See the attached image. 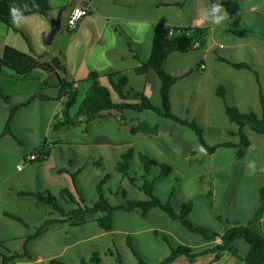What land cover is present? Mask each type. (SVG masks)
Returning a JSON list of instances; mask_svg holds the SVG:
<instances>
[{
  "label": "crops",
  "instance_id": "0c3cea01",
  "mask_svg": "<svg viewBox=\"0 0 264 264\" xmlns=\"http://www.w3.org/2000/svg\"><path fill=\"white\" fill-rule=\"evenodd\" d=\"M87 1L94 3V11L83 20L76 32L69 33L66 26L71 10ZM216 2L51 0L53 8L62 11L63 24L53 45L48 47L43 43L44 33L51 28V19L31 16L23 24L26 29H32L36 36L35 44L27 34L28 30L24 32L14 25L26 34L29 43L21 33L0 23V56L8 46L38 55L64 51L69 70L77 83L87 80L94 73L119 72L128 77L132 88L144 93L160 108L163 103L160 77L153 69L145 74L137 72L143 62L153 56L156 27L204 29L207 31V44L199 50L206 54L195 57L199 61L195 68L193 65L182 73H176L171 63H180V54L189 57V54L199 50L172 53L165 63V70L172 76L190 73L188 78L172 88V108L179 117L186 114L192 117V121L198 122L204 139L207 138L206 131L209 132L213 138L210 142L205 139L208 145L225 141L239 143L238 137L229 134L239 128L229 120L227 106L236 107L244 114L255 112L260 117L263 115L264 0H219L228 14L227 18L218 26L208 22L197 24L201 10ZM17 34L22 40L17 38ZM209 53H216L217 57L213 61L211 59V63L208 61ZM231 63H246L252 71L237 69ZM202 65L205 69H201ZM47 77L45 71L36 70L27 78H21L0 61V243L8 242L9 248L21 250L26 244L22 239L34 236L50 220L49 215L59 217L55 210L39 205L35 198L20 196L21 192L60 196L65 190L74 191L77 188L92 206L99 200L98 184L110 175L109 186L114 192L112 198L116 204L123 202L122 190L132 200H145L146 195L139 188L142 182L135 185L117 170L122 157L131 148L137 150L132 169L135 166L140 170L134 172L139 175V180L143 174L142 161L138 156L140 152L148 153L157 164L173 168L170 176L156 181L155 193L164 202L172 200L178 212L184 204L193 203L189 219L196 215L207 219V222H193L197 225L213 223L219 227L212 228L222 234L226 228L249 224L262 208L260 191L264 187V135L250 127H245L244 133L252 150L243 159L233 148H219L211 155L199 149L197 155H193L199 147L197 135L169 121H161L157 135H134L132 129L140 122H158V118L133 111H109L92 120L84 118L71 127L87 134L91 138L88 143H70L60 138L54 142L57 147L52 148L48 142L40 144L33 139L48 137L49 127L53 129L55 120L62 115L59 111L64 101L42 102L37 99L15 114L11 123L12 135L6 134L10 112L36 94L17 93L16 86L30 80L41 89ZM100 82L106 85L108 79L102 77ZM221 87L225 92L224 99L217 94ZM4 97H10L11 102ZM16 122L20 125L16 126ZM85 125L91 130H84ZM95 125L103 127V131L93 135L92 127ZM67 128L53 131L56 137H60L62 130ZM14 139L23 147L26 141H30L31 148L22 149ZM42 148H46L49 154L46 160L19 170L27 157ZM10 157V162L4 161ZM9 215L21 217L29 226ZM99 216L87 215L74 225L69 222L51 225L27 243L33 260L16 264H51L55 260L81 264L82 259H89L94 251L102 255V264H118L111 252L120 254L125 264H139L137 255L147 264H160L172 255V248L178 246L191 248L194 254L209 252L193 261L183 255L169 264H246L230 253L217 260V254L211 251L220 244V238L215 242L207 241L181 223L172 221L159 208L147 215L141 209L116 212L112 233L100 228L96 222ZM259 225L264 233V211ZM130 239L136 253L129 245ZM238 245L240 257H245L249 247L241 241ZM0 264H3L1 259Z\"/></svg>",
  "mask_w": 264,
  "mask_h": 264
},
{
  "label": "trees",
  "instance_id": "16d2710c",
  "mask_svg": "<svg viewBox=\"0 0 264 264\" xmlns=\"http://www.w3.org/2000/svg\"><path fill=\"white\" fill-rule=\"evenodd\" d=\"M24 3H27L30 8L33 3L37 5V7L31 8V11L24 13L27 18L36 15L49 19L57 18L61 10L53 8L51 0H0V23L6 24L16 32L21 33L29 43V38L26 34L14 27L9 15L10 5H23ZM154 36L155 46L153 56L147 62H143L142 67L137 72L138 74H145L148 70L153 69L158 74L162 81L161 96L163 103L161 108L154 105L144 93L132 88L128 77L122 73L115 71H107L103 75L94 73L87 80L77 83L69 70L64 51L38 55L35 53L27 54L8 46L4 54L0 56L3 66L15 70L21 78H27L36 70L45 71L48 77L44 81L40 92L36 93L30 100L16 105L10 112L6 125V134L12 135L11 123L15 114L22 108L30 105L34 100L38 99L42 102L63 100L64 110L62 115L57 117L53 125L55 132L63 128L76 126L84 118L88 120L95 119L104 112L133 111L137 113H149L155 115L158 118V122H151L149 120L140 122L132 129L134 135L139 133L157 135L161 129V121H169L178 124L183 129L191 130L197 135L199 147L194 150L193 155H197L199 149H204L208 155H211L219 148H233L238 150L240 159L245 158L252 150V145L244 133L245 127H250L257 133L264 135V100L262 101L263 115L261 117L255 112L244 114L236 107L227 106L226 112L229 120L239 128L237 132H229V134L238 137L239 143L225 141L214 146L208 145L204 139L202 128L195 121L179 117L174 113L172 108V88L188 78L190 73L182 76H172L165 70V63L172 53L196 51L192 47L198 41L201 43L200 49L204 48L207 44V31L201 28L189 29L183 27L181 33L168 38L166 27L159 25L156 27ZM231 65L237 69L252 71L251 66L246 63H231ZM102 77L108 79L106 85L101 84L100 80ZM89 85L91 86L88 88ZM82 91L84 92V98L80 99ZM217 94L221 98H225V92L222 87L218 90ZM4 98H6L7 102H11L12 100L10 97ZM37 152L41 153L38 161L46 160L49 156L46 148L39 149ZM135 155H137V150L135 148L129 149L119 162L117 170L121 176L129 179L135 185H137V182H142L139 188L145 193V200H132L122 190L121 196L123 202L116 204L112 198L114 192L109 186L111 181L110 175H106L98 184L99 200L92 206L86 202L84 196L77 188L74 191L65 190L60 196H53L50 193L21 192L20 196L35 198L39 205L55 210L59 214V217L55 218V215H49L50 220L34 236L22 239L26 244L21 250L9 248L8 242L0 243V259L3 264L32 261L33 256L27 249V243L55 223L69 222L74 225L87 215L99 214L100 216L96 222L100 228L112 233L114 230V214L116 212H132L136 209H141L143 214L147 215L151 210L156 208L162 209L169 215L172 221L181 223L187 230L203 236L207 241L215 242L220 238L221 243L211 251L217 254V260L223 254L230 253L241 258L246 264H264V233L259 225L264 211V187L260 191L262 208L257 212L253 220L247 225L237 224L226 228L224 233L221 234L210 227L200 226L190 221L189 216L193 209V203L184 204L178 212L175 210L172 200L164 202L156 195V181L159 178L170 176L173 173L171 166L157 164L148 153L140 152L138 156L142 161L143 174L139 180V175L132 174V163ZM72 177L75 179L74 174H72ZM9 216L18 220L24 226H29L21 217L15 215ZM240 241H246L249 246L245 257H240L239 255L238 242ZM129 245L135 252L131 239L129 240ZM208 252L204 251L203 253L194 254L191 248L178 246L172 248V255L160 264L172 263L183 255L188 256L193 261L196 257ZM111 253L116 256L118 264H125L120 254ZM137 257L140 261L139 264H147L138 255ZM51 264L66 263L55 260ZM81 264H102V255L98 251H94L89 259L83 258Z\"/></svg>",
  "mask_w": 264,
  "mask_h": 264
},
{
  "label": "rangeland",
  "instance_id": "374dc122",
  "mask_svg": "<svg viewBox=\"0 0 264 264\" xmlns=\"http://www.w3.org/2000/svg\"><path fill=\"white\" fill-rule=\"evenodd\" d=\"M26 21H28V20H26ZM25 23V22H24ZM36 27H37V25H36ZM20 30H24V32H26L25 31V29L27 28L26 27V25L25 24H22V26H20V27H18ZM38 28V27H37ZM26 30H28V33L27 34H29V36L32 38V42L35 44V42H36V36L34 35V33H33V31H31L32 29H26ZM23 32V31H22ZM30 32V33H29ZM38 32V31H37ZM38 34V33H37ZM38 36V35H37ZM17 38L18 39H21L22 40V38H21V36H20V34H17ZM41 38V37H40ZM206 53H202V50H199V51H196V52H194V53H191V54H189L190 56L188 57L187 55H185V54H180V57H181V62L180 63H178V62H174L173 61V63H171V66H172V68H174L175 70H176V73H182L183 71H185V70H188L189 68H191V66H193L194 65V68H195V66H196V62H199V61H196V58L198 57V56H204ZM196 57V58H195ZM215 58H217L216 57V53H209V58H208V61L211 63V59H212V61L215 59ZM174 70V71H175ZM175 74V73H174ZM16 89H18V90H15L17 93H19V92H21L22 94H26V93H33V92H36V93H38V92H40L42 89H39V87L37 86V84L34 82V81H28V82H26V83H23L22 85H18V86H16ZM19 91V92H18ZM16 93V94H17ZM25 96H27V95H25ZM83 96H84V92L82 91L81 92V94H80V99H83ZM63 107L64 106H62V109H61V111H59V113L61 114L62 113V110H63ZM161 108V107H160ZM176 108H178V107H176ZM177 110V109H176ZM58 113V114H59ZM181 118H189V121H192V117H189V116H187L186 114H184L183 116H180ZM188 120V119H187ZM197 124H198V122H196ZM52 124V123H51ZM19 126L20 125V123L18 122H16V126ZM89 126H87V125H85L84 127H83V129L85 130V129H89V131L91 130L90 128H88ZM93 128V130H94V133H93V135H95V134H97V133H100L101 131H103V127H101V126H97V125H95V126H93L92 127ZM204 128V127H203ZM205 129V128H204ZM206 130V129H205ZM206 136H207V138H205V139H207L209 142H210V140H212V139H210V138H213L210 134H209V132H207L206 131ZM60 138L63 140V141H67V142H70V143H88L89 142V140H91V138H89V136L87 135V134H83V132H82V130H80L79 128H75V127H71V128H67V129H64V130H62V133H61V136L60 137H56V133H54V131H53V129H52V126H50L49 127V135H48V137H45L44 139H41L40 137H37V138H35V139H33L34 141H36V142H41L40 144H42V143H46V142H48V146H50V147H57V145H54V142L55 141H57V140H60ZM15 140V139H14ZM16 141V143L23 149V148H25V149H29V148H31V144H30V141H26V143H25V146L23 147V146H21V144L18 142V140H15ZM32 150V149H31ZM144 150V149H143ZM145 151V150H144ZM11 161V157L9 158V159H4V161ZM132 171H133V175H135V171H137V172H140V170H138L135 166H133V169H132ZM143 171V170H142ZM197 216V217H196ZM196 216H194L193 218H191L190 219V221L191 222H207V219L206 218H203V217H201V216H199V215H196ZM207 224H210V225H206L205 227H209V226H211L210 228H212V227H215V228H217L218 229V227L219 226H217V225H214L213 223H207ZM220 226L222 227L223 225L222 224H220ZM212 229H214V228H212ZM217 229H214V230H217ZM246 247H249L248 246V243L246 242V241H241ZM243 252H244V249L242 250Z\"/></svg>",
  "mask_w": 264,
  "mask_h": 264
},
{
  "label": "built area",
  "instance_id": "2783aa9c",
  "mask_svg": "<svg viewBox=\"0 0 264 264\" xmlns=\"http://www.w3.org/2000/svg\"><path fill=\"white\" fill-rule=\"evenodd\" d=\"M94 3L92 1H87L84 3H81L79 5H76L71 10L69 19L67 21V31L69 33H74L78 30L80 24L83 22L85 18L90 16V14L94 11ZM167 29V37L172 38L175 35L181 33L183 31V27H176V26H166ZM201 48V43L195 42L192 49L198 50ZM201 69H205V66H201ZM41 157V153H33L27 159L19 166V170H23L26 165H29L31 163L37 162ZM219 242L221 243V239H219Z\"/></svg>",
  "mask_w": 264,
  "mask_h": 264
},
{
  "label": "clouds",
  "instance_id": "9594fccd",
  "mask_svg": "<svg viewBox=\"0 0 264 264\" xmlns=\"http://www.w3.org/2000/svg\"><path fill=\"white\" fill-rule=\"evenodd\" d=\"M37 5L33 3L31 8H35ZM31 8L27 3L23 5L12 4L9 6V15L11 17L12 23L20 27L28 19L24 13L31 11ZM228 14L222 4L217 0L216 3H210L206 8L201 10L197 24H204L208 22L212 25H220L226 18Z\"/></svg>",
  "mask_w": 264,
  "mask_h": 264
},
{
  "label": "water",
  "instance_id": "95a60500",
  "mask_svg": "<svg viewBox=\"0 0 264 264\" xmlns=\"http://www.w3.org/2000/svg\"><path fill=\"white\" fill-rule=\"evenodd\" d=\"M62 11L57 18L51 19V28L43 35V43L45 46H52L57 35L62 31Z\"/></svg>",
  "mask_w": 264,
  "mask_h": 264
}]
</instances>
